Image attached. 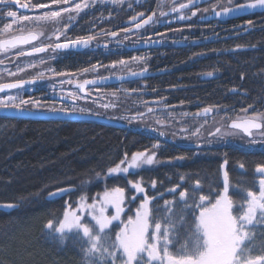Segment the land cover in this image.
Instances as JSON below:
<instances>
[{"label":"flooded vegetation","instance_id":"1","mask_svg":"<svg viewBox=\"0 0 264 264\" xmlns=\"http://www.w3.org/2000/svg\"><path fill=\"white\" fill-rule=\"evenodd\" d=\"M46 2L47 0H31V3ZM245 2L246 0H233V4L229 5L228 0H196L195 6L190 5L181 13L171 12L170 9L178 8L180 4L187 3V0H124L119 4H113L111 0H97L95 5L85 9L76 18L67 31L70 38L96 35L97 39L88 48L56 53L49 50L20 57H15L17 50H14L10 54L14 59H6L5 65H0V83L28 80L47 68L73 74L71 77H57L49 73L18 93L17 90H6L0 96L18 94L23 99H39L42 107L33 110L36 112H52L48 110L52 106L84 108L90 110V113L110 112L109 115H104L130 124L132 130L152 133L158 141L167 142L170 139L176 145L201 147L246 140L249 138L246 134L231 130L228 126L249 105H252L250 114L264 111V8L220 16L215 15V12L220 11L219 7L212 10L213 5L228 7ZM161 3L162 6H159ZM205 8L210 11L203 12ZM197 9L201 11L196 16H191ZM8 10L17 11L18 15L39 14V11L19 9L14 4L7 7L0 5V29L4 24L11 23V18L4 15ZM161 11L168 15L160 17ZM153 12L157 13V21L161 22L149 24L140 30H135L129 22L130 17L138 13H143V18H147ZM180 15L190 19L180 20ZM248 21L252 23L248 24ZM67 22V17H64L59 25L29 24L25 28L43 31L47 36L54 28H63ZM129 28L133 31L125 39L124 30ZM111 32H116L117 37L105 34ZM10 34H19V29L14 28ZM149 38L153 43H137L138 40ZM49 43L55 41L41 39L33 42V46ZM105 44L108 46L104 47ZM23 50L27 51L28 46ZM53 56L56 58L53 59ZM132 57L145 59L132 61ZM3 58L0 56V59ZM41 59L45 61L43 65L38 63ZM120 60L127 63L123 66L117 64L115 68L108 67ZM29 63H36L37 66L27 68L14 77L3 71L6 67L7 70L16 72L17 66L24 67ZM93 65L98 66L96 71L82 74L81 70ZM145 67L146 72L143 71ZM130 72L139 75L132 76ZM209 72L213 73L212 76L207 75ZM68 79L73 82L60 83L61 80ZM85 79H95L97 83L85 86L90 93L86 98L73 101L67 93L78 91L77 81L83 82ZM80 95L84 96L86 93ZM103 104L115 107L104 108L101 107ZM207 106L220 110L213 111L206 117L196 115ZM149 108L153 111L149 112ZM139 113L144 114L143 118L138 117ZM133 116L138 118L131 120ZM4 118L8 117L0 115V131L4 128ZM177 121L189 124V129L182 131L186 126H178ZM198 127L199 134L193 135ZM217 127L221 128L222 133L234 134L209 135ZM171 128L182 132L181 139L170 137L168 129ZM254 137L260 138L258 135Z\"/></svg>","mask_w":264,"mask_h":264},{"label":"snow or ice","instance_id":"2","mask_svg":"<svg viewBox=\"0 0 264 264\" xmlns=\"http://www.w3.org/2000/svg\"><path fill=\"white\" fill-rule=\"evenodd\" d=\"M105 2V0H100ZM124 0H111L113 4L123 3ZM97 0H47L46 3H31V0L21 2V0H0V5L7 7L10 4L18 5L19 9L28 11H39L38 15H18L17 11L8 10L4 15L11 18V23H6L0 29V65H5V60L15 51V57L32 56L37 53H45L51 50L53 53L75 49L88 48L96 35L76 36L70 38L67 36L69 26L76 18L85 10L95 5ZM196 0H187V3L180 4L178 8L172 7L171 12H183L190 5L195 6ZM228 4L232 5L233 0H228ZM162 6V3L159 5ZM219 7L220 11L215 12L216 16L228 15L240 12L243 9L264 8V0H246L243 4L235 6L223 7L213 5L212 10ZM197 9L191 13L196 16ZM203 12H209L210 9L205 8ZM167 12H159L160 17H166ZM157 13L153 12L147 18H143V13H138L130 17V23L135 30L145 28L149 24L159 23L156 19ZM64 17H67V23L63 28L56 27L53 32L47 36L43 31L26 30L25 26L29 24H54L59 25ZM180 20H188L190 17L180 15ZM248 21V24H251ZM14 28L19 29V34H10ZM133 31L132 28L125 29V39H128V33ZM110 37H117L116 32L105 33ZM63 38V42H61ZM41 39L49 41L54 40L55 43L41 44L39 47L33 46V42H39ZM145 44L153 43L149 38L147 40H138L137 43ZM25 46L28 50L24 51ZM108 45L105 44L104 47ZM53 59L56 57L53 56ZM145 57H132V61H143ZM43 65L45 61L41 59L38 62ZM127 61L120 60L113 62L111 66L115 68L117 64L123 66ZM36 63H29L24 67L17 66L16 72L7 70L10 77L16 76L18 73L24 72L27 68L36 67ZM97 65L91 68H85L82 74L89 71H96ZM144 72L147 71L145 67ZM52 76H69L73 74L57 72L54 68H47L41 71L37 76L28 80H15L14 82L0 83V93L6 90L24 89L26 86L33 85L42 80L46 74ZM132 76L139 75L135 72L129 73ZM213 73H207L212 76ZM72 83V79L67 81L61 80L60 83ZM95 79H85L83 82L77 81L76 87L78 91L68 92L67 96L73 101L84 99L87 95L86 85H95ZM80 93H86L81 96ZM30 105L31 107H26ZM42 104L39 99H23L19 95L0 96V109H14L16 112L24 113L41 109ZM101 107H115L112 104H103ZM248 108L242 109V115L234 119L229 124L231 130L246 134L249 138L259 135L264 140V111L249 113ZM49 111H60L64 113L89 114L90 110L73 107L56 108L52 106ZM212 106L205 107L202 112L196 115L207 116L213 111H219ZM149 112L153 109L149 108ZM100 115V113H90ZM143 113H139L138 117L143 118ZM133 116L131 120L138 118ZM131 120L129 122H131ZM207 121H205L206 123ZM159 123V121H158ZM202 127V126H201ZM187 131V129H182ZM200 127L196 128L193 135H198ZM234 132L222 133L221 128L217 127L214 132H210L211 136L231 135ZM163 135V133H161ZM187 138V137H185ZM252 143L256 140L251 139ZM158 148L159 145H154ZM156 153H148L147 151H138L131 154L125 153L124 158L120 160L114 167L107 170L108 175L129 173L130 169H139L144 165H152L155 162ZM183 159V157H179ZM228 161L225 160L220 166L222 173V188L209 189L208 194H200L198 198L196 193L202 190V184L199 179L195 180L191 189L185 188L179 191L177 200H165L164 205L153 207L156 197H150L143 186L142 178L135 181H128L131 189L138 194H143L141 202L132 215H127L125 204L135 202L137 196L126 198V190L124 187L115 186L105 188L102 194L88 203V197L81 196L76 202L75 207L72 203L65 202L62 216L56 219H50L45 224V228L52 231L55 235L63 239L71 233L78 242L81 243L86 264H264V243L256 244L254 241L258 233L254 231L256 228L264 229V163H258L255 166L254 174L257 177L253 181L251 187H242L238 184H231L229 172L227 170ZM241 170L245 169L243 163L239 164ZM99 175V174H97ZM186 178L180 177L181 181ZM151 187H156V181L151 182ZM181 185L177 184L168 191L175 193ZM230 189L236 195L230 194ZM71 191L70 188H57L55 191L49 192V197H56ZM191 198L192 203H189ZM179 202L183 205L180 214H176L174 205ZM4 207L14 208V204H6ZM113 209L112 214H108V209ZM190 210L191 219L189 220L186 211ZM131 211V209H129ZM91 219V223L85 222L84 213ZM126 216V218H124ZM113 229H116L113 231ZM264 236V232L259 233ZM86 245V246H85Z\"/></svg>","mask_w":264,"mask_h":264},{"label":"trees","instance_id":"3","mask_svg":"<svg viewBox=\"0 0 264 264\" xmlns=\"http://www.w3.org/2000/svg\"><path fill=\"white\" fill-rule=\"evenodd\" d=\"M177 125L189 129L184 121H177ZM3 126L0 131V203H17L19 207L0 210V264H86L81 243L71 233L61 239L45 228L48 220L62 216L66 201L75 206L82 195L92 200L105 188L120 186L125 188L127 198L138 197L135 202L126 203V214L132 215L142 197L136 195L128 181L142 178L148 195L156 197L152 206L162 208L165 200L178 201L179 191L191 189L197 179L202 184L197 198L208 194L210 188H222L220 166L225 160L230 183L242 187L253 185L257 178L255 166L264 163V145L238 141L189 147L176 145L170 139L158 141L146 131L96 121L8 117L4 118ZM168 132L171 138L181 139L182 132L178 129L171 128ZM157 144L159 147L154 148ZM138 151L155 152V162L127 174H107L125 153L130 158ZM240 163L245 165L244 170L239 168ZM181 176L186 179L181 181ZM153 180L155 188L151 187ZM177 184L181 187L175 193L168 191ZM65 186H75L76 190L61 198L46 199L49 192ZM230 194L236 195L231 189ZM188 202L192 203L191 198ZM182 207L179 202L174 205L177 215ZM185 214L190 220V210ZM85 222L91 223V219L85 217ZM254 231L258 233L254 243H264V236L259 235L264 229Z\"/></svg>","mask_w":264,"mask_h":264},{"label":"water","instance_id":"4","mask_svg":"<svg viewBox=\"0 0 264 264\" xmlns=\"http://www.w3.org/2000/svg\"><path fill=\"white\" fill-rule=\"evenodd\" d=\"M255 9H243L241 10V12H247V11H254ZM109 81V80H107ZM211 113H209L208 115H210ZM0 115L2 116H7V117H18V118H24V119H31V120H58V121H96L102 124H106L109 126H115V127H120V128H127V129H131L132 130V126L124 121L115 119V118H111L108 116H104V115H93V114H81L79 112H75V113H64V112H60V111H52V112H36V111H30V112H24V113H19L16 112L14 109H0ZM200 116V115H198ZM141 131V130H139ZM61 188H70L71 191H69L68 193L76 190L75 186H65V187H61ZM56 190V189H55ZM53 190V191H55ZM52 192V191H51ZM68 193L66 194H61L59 196L56 197H49L48 194L46 195V199L47 200H54L57 198H61L63 196H66ZM9 203H0V210L3 211H11L13 209H16L19 207V204L17 203H11L16 205V207L14 208H8V207H4L3 205H6Z\"/></svg>","mask_w":264,"mask_h":264},{"label":"rangeland","instance_id":"5","mask_svg":"<svg viewBox=\"0 0 264 264\" xmlns=\"http://www.w3.org/2000/svg\"><path fill=\"white\" fill-rule=\"evenodd\" d=\"M258 135V134H257ZM259 136V135H258ZM260 137V136H259ZM255 139L256 140V143H252L251 142V139ZM253 138H248V139H246V140H240V141H238V142H240V143H246V144H248V145H256V146H258V145H264V141L261 139V137L260 138H256V137H253ZM150 154V153H149ZM144 166H146V165H144ZM131 170H135V169H130V171ZM144 186V185H143ZM120 187V186H119ZM144 188H145V186H144ZM145 190H146V188H145ZM104 191H102L100 194H102ZM147 192V191H146ZM136 193V192H135ZM138 193H136V195H137ZM138 195H140L142 198H143V194H138ZM147 195H148V193H147ZM82 196H86V195H82ZM149 196V195H148ZM87 197V196H86ZM97 197V196H96ZM95 197V198H96ZM126 198H127V194H126ZM93 200V199H92ZM92 200H89L88 199V203H91L92 202ZM140 202H141V200H140ZM75 207V206H74ZM125 207H126V204H125ZM112 211H113V209H111V208H109L108 209V214L109 215H111L112 214ZM84 218L85 217H88V218H90L88 215H87V213L85 212L84 214Z\"/></svg>","mask_w":264,"mask_h":264}]
</instances>
